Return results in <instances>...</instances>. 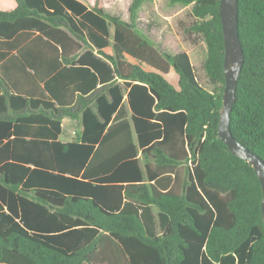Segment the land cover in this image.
Instances as JSON below:
<instances>
[{
	"label": "trees",
	"instance_id": "16d2710c",
	"mask_svg": "<svg viewBox=\"0 0 264 264\" xmlns=\"http://www.w3.org/2000/svg\"><path fill=\"white\" fill-rule=\"evenodd\" d=\"M98 1L0 9V264H264L260 183L217 133L219 0H167L191 6L184 32L204 42L214 92L187 53L139 28L147 0H131L128 21ZM237 4L244 63L229 128L264 161V0ZM63 118L81 128L71 142Z\"/></svg>",
	"mask_w": 264,
	"mask_h": 264
},
{
	"label": "rangeland",
	"instance_id": "374dc122",
	"mask_svg": "<svg viewBox=\"0 0 264 264\" xmlns=\"http://www.w3.org/2000/svg\"><path fill=\"white\" fill-rule=\"evenodd\" d=\"M84 3L92 0H82ZM131 0H99L98 5L107 13L118 16L128 21V6ZM191 6H172L167 0H147L138 15L139 28L153 39L157 46L168 53L185 52L188 54L196 73L198 83L207 91L214 92L204 73L203 61L205 58V44L200 36H188L184 29L192 24L194 18L190 14ZM110 54V47L104 50ZM131 61V60H130ZM144 70L151 69L143 65ZM166 80L177 87V75L170 72L165 76ZM65 119V118H63ZM68 120V119H66ZM64 121V140H74L77 135L79 123L76 120Z\"/></svg>",
	"mask_w": 264,
	"mask_h": 264
},
{
	"label": "water",
	"instance_id": "95a60500",
	"mask_svg": "<svg viewBox=\"0 0 264 264\" xmlns=\"http://www.w3.org/2000/svg\"><path fill=\"white\" fill-rule=\"evenodd\" d=\"M219 16L224 46V89L217 133L232 155L248 163L253 168L261 187L260 212L264 223V161L238 142L232 136L229 128L230 113L236 99L237 79L244 63L242 46L238 35L237 0H219Z\"/></svg>",
	"mask_w": 264,
	"mask_h": 264
},
{
	"label": "crops",
	"instance_id": "0c3cea01",
	"mask_svg": "<svg viewBox=\"0 0 264 264\" xmlns=\"http://www.w3.org/2000/svg\"><path fill=\"white\" fill-rule=\"evenodd\" d=\"M79 1H81L82 3H84L82 0H79ZM131 2V1H130ZM93 3H94V0H92L91 2H88V4L87 3H84L86 6H92L93 5ZM14 7V3L12 2V0H0V9H12ZM105 11V10H104ZM106 12V11H105ZM107 13V12H106ZM109 14V13H108ZM111 15V14H110ZM66 119H68V118H65V119H63L62 120V122H61V126H62V133H61V135L59 136V140L60 141H62V142H71V141H73V140H64V121H68V120H66ZM71 120V119H70ZM65 122V123H66ZM81 130V128H79L78 127V129H77V133L79 132ZM132 136H133V141L134 142H136V138H135V134L133 133L132 134ZM76 139V138H75ZM74 139V140H75ZM138 156H140V152H139V154H138ZM143 217H144V219H146L147 221H148V218H147V214L146 213H144L143 214ZM152 217H153V221H154V223H155V227L157 228V231L158 232H160L159 231V220H158V212H157V210L156 209H153L152 210Z\"/></svg>",
	"mask_w": 264,
	"mask_h": 264
}]
</instances>
